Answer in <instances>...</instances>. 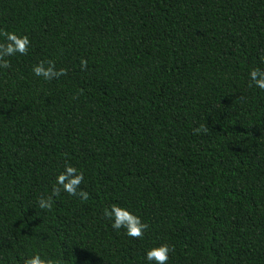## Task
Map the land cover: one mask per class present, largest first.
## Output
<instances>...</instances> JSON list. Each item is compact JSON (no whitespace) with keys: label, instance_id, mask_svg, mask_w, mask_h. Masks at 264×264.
I'll return each mask as SVG.
<instances>
[{"label":"trees","instance_id":"16d2710c","mask_svg":"<svg viewBox=\"0 0 264 264\" xmlns=\"http://www.w3.org/2000/svg\"><path fill=\"white\" fill-rule=\"evenodd\" d=\"M0 32L30 40L0 68V264H264V0H0ZM66 163L88 199L41 209Z\"/></svg>","mask_w":264,"mask_h":264},{"label":"clouds","instance_id":"9594fccd","mask_svg":"<svg viewBox=\"0 0 264 264\" xmlns=\"http://www.w3.org/2000/svg\"><path fill=\"white\" fill-rule=\"evenodd\" d=\"M0 37L3 38V43H0V68H8L9 61L6 57L25 55L29 46L30 40L28 36L17 35L15 32H0ZM261 63H264V58H261ZM86 61H81V68L86 67ZM32 73L36 77L43 78L45 81L53 78H58L65 74L63 69L59 71L54 70V65L48 62V67L41 62L32 67ZM249 87H254L260 91H264V69L259 67L252 68L248 73ZM206 131V129H204ZM197 132L201 129H196ZM83 180V173L78 171L74 166L66 163L64 170L59 173L52 188V195L38 199L37 203L41 209L51 210L53 206V196L58 195L61 191L69 195H78L82 200L88 199L86 192L77 189ZM104 216L110 221V227L113 230H124V234L131 238H140L147 230L148 225L144 223L139 216L132 214L127 208L118 205H111L104 210ZM171 249L168 245H160L152 247L144 252L143 259L146 264H167L169 260V253ZM23 264H58L47 257H42L40 253L36 252L24 259Z\"/></svg>","mask_w":264,"mask_h":264}]
</instances>
